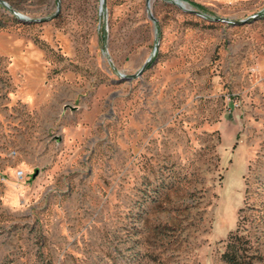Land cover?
Listing matches in <instances>:
<instances>
[{
	"label": "rangeland",
	"instance_id": "374dc122",
	"mask_svg": "<svg viewBox=\"0 0 264 264\" xmlns=\"http://www.w3.org/2000/svg\"><path fill=\"white\" fill-rule=\"evenodd\" d=\"M3 1L0 264H264V0Z\"/></svg>",
	"mask_w": 264,
	"mask_h": 264
},
{
	"label": "trees",
	"instance_id": "16d2710c",
	"mask_svg": "<svg viewBox=\"0 0 264 264\" xmlns=\"http://www.w3.org/2000/svg\"><path fill=\"white\" fill-rule=\"evenodd\" d=\"M244 231L245 223L239 219L236 229L229 233L225 250L221 254V260L225 264H255L260 260L261 256L252 235Z\"/></svg>",
	"mask_w": 264,
	"mask_h": 264
},
{
	"label": "water",
	"instance_id": "95a60500",
	"mask_svg": "<svg viewBox=\"0 0 264 264\" xmlns=\"http://www.w3.org/2000/svg\"><path fill=\"white\" fill-rule=\"evenodd\" d=\"M151 1L152 0H145V4H146V12H147V15H148V18L155 24V29H156V36H157V25H156V19L154 18L153 14H152V11H151ZM161 1H168V2H172L174 3L175 5H177L178 7L180 8H183L182 6V1L180 0H161ZM0 5H2L4 8H6L14 17H16L18 20L20 21H24V22H27V21H31V20H28L25 16H23L22 14L18 13L17 11L13 10L12 8H10L8 6V4L6 2H4L3 0H0ZM105 6V0H100V9H99V12L100 14L103 12V8ZM59 9H60V4L59 2H57V10L56 12L49 18V19H52L54 18L58 12H59ZM186 10V9H184ZM189 12H192V13H195V14H198L197 12L193 11V10H187ZM258 16H264V10L259 13V14H256L254 16H252L250 19H255L256 17ZM47 20V19H46ZM103 21L105 22V16L103 15ZM241 22H244V21H241ZM105 28H104V37H105ZM158 47H157V44L154 46L153 48V51H152V55L150 57L147 58V60L145 61V63L142 65L141 69L136 73V74H133V75H128V76H125L124 78L126 80H131V79H135L137 77H139L152 63H153V58L156 54V51H157ZM110 65L111 64V61L108 60Z\"/></svg>",
	"mask_w": 264,
	"mask_h": 264
},
{
	"label": "bare ground",
	"instance_id": "6f19581e",
	"mask_svg": "<svg viewBox=\"0 0 264 264\" xmlns=\"http://www.w3.org/2000/svg\"><path fill=\"white\" fill-rule=\"evenodd\" d=\"M182 6H183V7H186V3H182Z\"/></svg>",
	"mask_w": 264,
	"mask_h": 264
}]
</instances>
